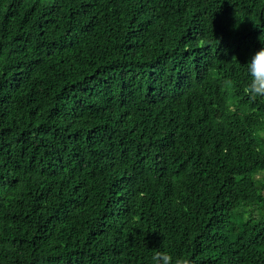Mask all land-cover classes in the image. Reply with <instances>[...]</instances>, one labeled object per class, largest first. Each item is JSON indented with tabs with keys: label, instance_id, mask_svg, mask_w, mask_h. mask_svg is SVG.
Returning a JSON list of instances; mask_svg holds the SVG:
<instances>
[{
	"label": "trees",
	"instance_id": "1",
	"mask_svg": "<svg viewBox=\"0 0 264 264\" xmlns=\"http://www.w3.org/2000/svg\"><path fill=\"white\" fill-rule=\"evenodd\" d=\"M260 37L264 0H0V264H264Z\"/></svg>",
	"mask_w": 264,
	"mask_h": 264
},
{
	"label": "clouds",
	"instance_id": "2",
	"mask_svg": "<svg viewBox=\"0 0 264 264\" xmlns=\"http://www.w3.org/2000/svg\"><path fill=\"white\" fill-rule=\"evenodd\" d=\"M261 37V42H264ZM246 66L250 79L243 86V94L251 103H255L258 99L264 100V48L255 53ZM225 86L232 88L234 83L232 80H226ZM152 261L153 264H193L188 257L180 256L174 258L168 251H160L158 249L154 250Z\"/></svg>",
	"mask_w": 264,
	"mask_h": 264
}]
</instances>
